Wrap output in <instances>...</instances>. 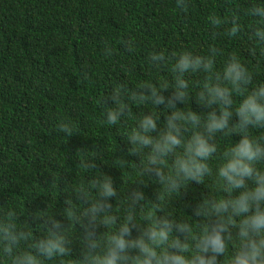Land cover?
<instances>
[{"label":"trees","instance_id":"obj_1","mask_svg":"<svg viewBox=\"0 0 264 264\" xmlns=\"http://www.w3.org/2000/svg\"><path fill=\"white\" fill-rule=\"evenodd\" d=\"M256 2L0 0V220L12 211L17 227L31 234L20 242L21 250L42 237L52 217L68 229L69 252L45 264L82 259L86 228L93 225L83 214L90 199L78 189H86L99 172L110 174L117 189L109 210L117 218L113 227L127 214L128 193L138 186L146 193L144 206L134 210L138 227L146 225L141 216L148 212L155 219L168 215L193 225L206 222L193 209L204 199L227 193L213 177L200 184L191 181L177 193L163 191L155 172L144 170L142 155L128 151L126 130L133 117L154 107L150 101L133 104L129 93L141 91L139 85L147 81L167 84V97L174 79L170 53L181 48L210 55L214 47L216 72L236 54L252 70L254 82L264 80V43L253 36L256 18L248 14ZM212 15L226 23L213 26ZM234 16L240 25L235 36L227 31ZM160 50L169 53V62L157 65L150 54ZM205 75H186L194 90L178 107L206 111L195 96ZM118 87L131 115L110 126L104 122L106 108L114 106ZM163 108L155 106L158 126ZM62 123L69 132L61 129ZM238 138L235 133L217 134L221 149ZM94 193L92 189L90 195ZM111 230L97 219L92 238L102 243ZM232 232L230 252L238 243L236 229ZM6 260L0 255V262ZM218 260L226 264L227 255Z\"/></svg>","mask_w":264,"mask_h":264},{"label":"clouds","instance_id":"obj_2","mask_svg":"<svg viewBox=\"0 0 264 264\" xmlns=\"http://www.w3.org/2000/svg\"><path fill=\"white\" fill-rule=\"evenodd\" d=\"M248 14L256 18L253 36L264 43V0H257ZM209 21L213 26L226 23L215 15ZM239 27L234 16L227 31L235 36ZM216 51L212 47L210 55H202L181 48L170 53L173 91L165 97L167 84L146 81L139 85L141 91L130 92L133 104L150 101L154 107L147 114L133 117L126 134L129 153L142 155L144 170L155 172L165 193H177L191 181L200 184L206 177H213L227 195L213 196L196 205L193 211L205 218L203 224L176 221L168 215L155 219L148 212L141 216L146 225L138 227L133 223L134 210L142 208L141 202L146 200L145 191L138 186L128 193L127 214L113 227L117 218L109 210L117 189L110 174L99 172L86 189H78L90 199L83 214L93 228L99 219L112 230L101 243L92 238L93 228H86L87 250L82 259L61 260V264H221L218 256L225 255L226 264H264V132L256 134L264 130V80L254 82L252 70L236 54L216 72ZM167 56L165 50L154 51L150 60L157 65L168 63ZM196 73L207 74L195 91L198 105L206 109L203 113L177 106V102L185 103L194 90L186 75ZM112 100L114 106L106 108L104 121L110 126L131 115L121 88L115 90ZM157 105H164V120L159 126ZM61 129L70 131L63 123ZM218 133H235L239 138L221 149ZM92 189L95 193L90 195ZM69 215L79 220L74 211ZM232 229H236L238 243L230 252ZM67 233L61 220L50 217L42 237L21 250L20 242L31 234L17 227L14 213L9 211L0 220V255L7 257L0 264H45L52 257H64L69 252ZM97 248L101 250L97 252Z\"/></svg>","mask_w":264,"mask_h":264}]
</instances>
